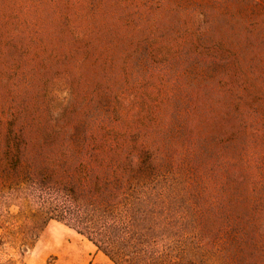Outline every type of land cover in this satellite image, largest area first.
<instances>
[{"label":"rangeland","instance_id":"374dc122","mask_svg":"<svg viewBox=\"0 0 264 264\" xmlns=\"http://www.w3.org/2000/svg\"><path fill=\"white\" fill-rule=\"evenodd\" d=\"M20 114L45 141L92 124L146 147L179 201L152 251L264 264V0H0V123ZM66 224L25 256L0 231V256L113 264Z\"/></svg>","mask_w":264,"mask_h":264},{"label":"trees","instance_id":"16d2710c","mask_svg":"<svg viewBox=\"0 0 264 264\" xmlns=\"http://www.w3.org/2000/svg\"><path fill=\"white\" fill-rule=\"evenodd\" d=\"M27 118L0 123V231L21 256L55 220L85 236L113 264H185L184 254L174 262L150 247L162 222L160 208L179 201L162 199L146 147L138 154L130 140L114 144L92 124L79 138L45 141ZM0 264L19 263L0 256Z\"/></svg>","mask_w":264,"mask_h":264}]
</instances>
